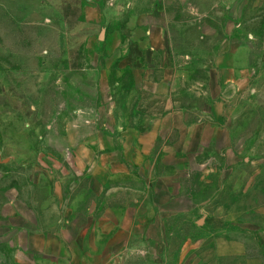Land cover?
I'll use <instances>...</instances> for the list:
<instances>
[{
  "label": "crops",
  "instance_id": "obj_1",
  "mask_svg": "<svg viewBox=\"0 0 264 264\" xmlns=\"http://www.w3.org/2000/svg\"><path fill=\"white\" fill-rule=\"evenodd\" d=\"M239 2L111 0L99 10L133 20L108 49L132 73L136 97L155 102L132 105L128 122L119 117L126 109L103 108L38 141L19 161L24 177L3 193L0 246L20 264H223L246 255L243 223L209 213L228 180L219 173L246 160L236 99L259 78L255 37L242 42L236 32ZM193 94L205 95L200 106H187Z\"/></svg>",
  "mask_w": 264,
  "mask_h": 264
},
{
  "label": "rangeland",
  "instance_id": "obj_2",
  "mask_svg": "<svg viewBox=\"0 0 264 264\" xmlns=\"http://www.w3.org/2000/svg\"><path fill=\"white\" fill-rule=\"evenodd\" d=\"M110 1L91 0L90 8V0H0V206L4 191L24 177L19 161L33 156L42 138L60 135L68 123L98 118L103 108L126 109L119 117L128 122L132 105L155 102L144 93L136 97L132 73L118 67L108 49L133 22L99 11ZM246 1L236 8V32L242 42L246 32L255 37L259 65L258 81L236 99L238 123L246 126V160L219 173L228 180L219 181L224 186L209 212L219 221L243 223L236 228L246 255L223 264H264V0H249L247 7ZM192 96L187 106L205 100L204 94ZM20 263L0 246V264Z\"/></svg>",
  "mask_w": 264,
  "mask_h": 264
}]
</instances>
